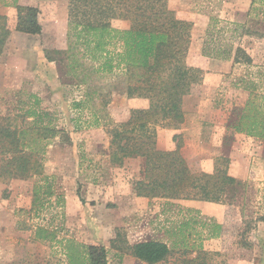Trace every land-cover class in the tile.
<instances>
[{
	"label": "rangeland",
	"instance_id": "obj_1",
	"mask_svg": "<svg viewBox=\"0 0 264 264\" xmlns=\"http://www.w3.org/2000/svg\"><path fill=\"white\" fill-rule=\"evenodd\" d=\"M68 1L17 0L21 7L39 10V35L14 31L16 10L0 2V18L11 30L0 54V119L31 130L43 149L30 158L40 172L26 178L9 176L6 156L0 155V264H67L68 240L105 247L108 264H145L129 255L116 257L109 242L117 235L130 245L167 243L172 251L160 264H264V222L258 221L264 216V139L234 132L229 125L236 109L264 92L262 2L167 0L178 18L193 24L185 63H194L204 45L212 55H202L210 59V70H202L199 92L183 98L182 123L158 127L156 147H178L196 172L226 168L229 176L246 183L245 201L235 198L227 205L135 195L144 161L113 163L110 132L129 119L132 108L146 107L145 100L126 96L127 86L138 83L142 71L127 73L121 65L113 74L94 72L96 65L83 57L84 48L69 47ZM234 3H239L234 12L225 11ZM110 24L119 30L131 26L122 19ZM114 48L119 50L109 46ZM237 48L240 63L234 61ZM75 53L72 76L67 56ZM242 54L251 64H244ZM30 112L47 115L37 123ZM46 125L57 131L54 136L43 131ZM212 222L225 225L224 239L208 238L202 224ZM246 227L248 250L239 243Z\"/></svg>",
	"mask_w": 264,
	"mask_h": 264
},
{
	"label": "trees",
	"instance_id": "obj_2",
	"mask_svg": "<svg viewBox=\"0 0 264 264\" xmlns=\"http://www.w3.org/2000/svg\"><path fill=\"white\" fill-rule=\"evenodd\" d=\"M258 1L264 5V0ZM0 2L16 10L14 31L27 35L41 33L37 8L21 7L17 0ZM255 3L256 0H252V5ZM112 19L129 20L131 26L127 30L113 28L110 24ZM6 20L5 17L0 18V54L11 32ZM67 24L69 47L81 45L83 57L96 65L94 72L113 74L121 65H125L127 73L132 69L142 71L139 82L127 86L126 96L145 100L146 107L132 108L129 119L110 132L113 163L120 165L126 158L144 161L143 177L133 185L135 195L227 205H231L235 198L244 202L246 183L229 176L226 168H216L210 174L196 172L180 155L178 147L171 151L156 147L157 128L180 125L183 121V98L197 94V88L202 85V70L185 63L192 22L178 18L169 9L167 0H69ZM115 44L119 50H110L109 46ZM209 50L204 45L202 55L210 57ZM240 52L237 48L235 63L241 62ZM67 59L68 72L76 76V53L68 54ZM240 59L244 64H251V59L244 54ZM244 89L250 87L246 85ZM46 115L45 112H30L37 123ZM229 125L234 132L264 139V92L254 94L251 101L236 109ZM42 128L51 136L57 132L49 125ZM42 152L40 140L33 136L31 130H20L4 118L0 119V155L6 156L4 163L6 170H10L9 176L26 178L32 171L40 172V165L35 160L31 163L30 158ZM1 171L6 173L5 169ZM258 221L264 222V216H260ZM202 227L209 230L210 239L225 238V225L212 222L203 223ZM247 227L239 242L245 250L251 246L244 237L249 230ZM109 243L119 260L129 255L145 264L163 263L172 251L167 243L159 240L130 245L117 235ZM65 254L67 264H108V251L103 246H86L68 240Z\"/></svg>",
	"mask_w": 264,
	"mask_h": 264
},
{
	"label": "crops",
	"instance_id": "obj_3",
	"mask_svg": "<svg viewBox=\"0 0 264 264\" xmlns=\"http://www.w3.org/2000/svg\"><path fill=\"white\" fill-rule=\"evenodd\" d=\"M238 4L239 3H234V4H230V5H226V8H225V11H231V12H234L236 9H237V7H238ZM234 8H235V10H234ZM201 47V46H200ZM196 53V51L193 53L192 52V54H195ZM192 54L191 53H189V57L187 58L188 60H190L191 59V57H192ZM195 56V61H194V63H191V64H189L190 66H193V67H196V68H200L201 70H204V71H207V70H210L209 68H208V66H209V60L210 59H208V58H205V57H202V55H201V53H199V56H198V54H195L194 55ZM230 62V64H232V62H233V59L231 58V60L229 61ZM189 63V62H188ZM221 63V62H220ZM223 63V65L225 64V65H227L225 62H222ZM57 84H58V86H59V89H61L60 91L62 92V86H61V84L59 83V81H57ZM60 93V92H59ZM58 93V94H59ZM189 205H192V204H189ZM207 207H209V206H207Z\"/></svg>",
	"mask_w": 264,
	"mask_h": 264
}]
</instances>
